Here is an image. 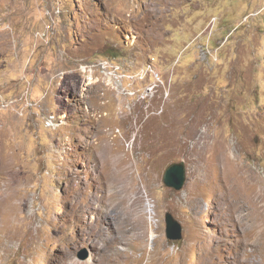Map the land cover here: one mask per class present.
Instances as JSON below:
<instances>
[{
    "label": "rangeland",
    "instance_id": "374dc122",
    "mask_svg": "<svg viewBox=\"0 0 264 264\" xmlns=\"http://www.w3.org/2000/svg\"><path fill=\"white\" fill-rule=\"evenodd\" d=\"M262 228L264 0H0V264H264Z\"/></svg>",
    "mask_w": 264,
    "mask_h": 264
},
{
    "label": "bare ground",
    "instance_id": "6f19581e",
    "mask_svg": "<svg viewBox=\"0 0 264 264\" xmlns=\"http://www.w3.org/2000/svg\"><path fill=\"white\" fill-rule=\"evenodd\" d=\"M218 143H220V142H218ZM223 143L219 146L220 149H218V150H220L219 151V163H218L220 165L219 166L220 177H221L222 181L224 182V184L226 186V192L229 193V195L230 194L231 195H237L241 191L242 187H244V180L246 178H249V179L252 178L253 179L256 174H255V171H253V170L252 171L249 170L248 174H246V172H243L242 170L237 169V167L235 165V161H234L235 159H233L231 157V155L228 156L225 153H223L225 151L226 152L229 151V149H230L229 146H228L229 144L227 145L226 144L227 142H225L226 145L223 144ZM243 194H247V193L243 192ZM262 230H264V228H262ZM252 250H247L244 247L243 254H245L246 256H248V254ZM252 262H253V264H259L258 261L256 262L255 260H252Z\"/></svg>",
    "mask_w": 264,
    "mask_h": 264
},
{
    "label": "water",
    "instance_id": "95a60500",
    "mask_svg": "<svg viewBox=\"0 0 264 264\" xmlns=\"http://www.w3.org/2000/svg\"><path fill=\"white\" fill-rule=\"evenodd\" d=\"M186 179L185 166L183 161H176L170 163L163 171L162 181L163 183L173 189H180ZM165 233L170 239H178L181 237V226L176 219L172 217L170 213H166L165 217ZM88 256L87 249H80L78 257L84 259Z\"/></svg>",
    "mask_w": 264,
    "mask_h": 264
}]
</instances>
